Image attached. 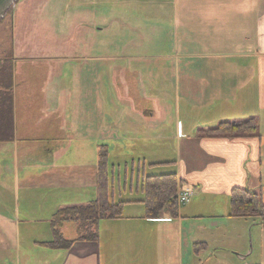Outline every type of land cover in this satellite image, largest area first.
Returning <instances> with one entry per match:
<instances>
[{
	"label": "crops",
	"instance_id": "crops-1",
	"mask_svg": "<svg viewBox=\"0 0 264 264\" xmlns=\"http://www.w3.org/2000/svg\"><path fill=\"white\" fill-rule=\"evenodd\" d=\"M168 1L171 8L166 14L170 16L168 23L174 28V32L170 38V49L164 54V58L171 59L170 62L180 61L184 64L181 67L183 90H179L182 103L173 109L175 119L167 122L166 116L170 108L166 105H140L137 99L132 97V103L125 101L128 102L130 110H133L132 121L126 122L125 118L118 121L115 131L123 136L124 140L131 138L146 143L153 142L158 136L165 134L166 128H174L179 151L175 164H172L176 166V170L170 172L177 174L180 186L191 188L192 196L189 202L194 197L198 199L197 210H178L175 219H170L167 213L158 219H146L141 202L127 203L121 218L100 223L98 238L95 241L79 240L76 236L68 238L73 242L70 248L55 249L40 244L50 241V237L32 241L26 239L27 230H30L32 223L46 222L50 218L32 217L33 211L22 212L18 200L12 214L7 210V204H0L6 209L5 213L0 211V222L5 225L4 231L0 232L1 245H4V250H0V256L4 255V258H0V263L184 264V249L188 252L190 247V242L183 245L181 239L185 235L183 223L186 217L194 215L202 219L207 218L209 225L217 227L225 222L224 219L231 221L230 193L234 188H248L260 193L264 190V0ZM126 12L136 15L140 24L139 10ZM139 24L133 28L138 30ZM38 62L49 64L47 76L41 79L42 85L37 90H33L34 82L28 76L22 80L28 85L22 90V100L26 106L24 111L42 112L40 115L37 113L33 126L38 143L43 145L39 148L36 166H18L14 161V164L11 163L10 167L4 166V169L9 171L16 193H28L32 184H37L38 190L46 191L50 188L56 190L59 187L73 186L84 190L89 188L92 200L96 195V165L92 163L93 139L90 134L92 126L85 118V135H78L74 130V123L77 122L74 120L72 124L67 120L66 114L79 109L77 91L84 93V101H91L93 90L86 82L78 85L75 71L69 73V83L65 82V69L63 70L62 65L64 61L58 56H47ZM40 75L45 76L44 71L37 76ZM239 76H243L244 81L237 86L235 80ZM209 77H217L218 80L226 77L232 83L230 82L225 90H214L208 81ZM191 80H197L196 88L189 87ZM142 93L146 95L144 90H139V95ZM127 94L129 95V90H124L125 98L129 100ZM82 100L80 97L79 101ZM84 108L91 114V103L84 102ZM179 111H182L183 115L178 113ZM156 115L159 118H156ZM178 115L182 118H178ZM222 115L227 116L229 119L225 120L229 121L255 118L256 133L244 136L200 134V129L213 127L215 119ZM106 131L108 129L102 131L100 136L109 140L113 133L111 136L105 135ZM27 139L32 140L33 137ZM78 142L80 144L77 146L73 145ZM10 143H15V140ZM4 144L9 143L0 142V147ZM86 159L90 160L86 161L88 164L79 161ZM135 159L136 164L133 158L130 169L127 163L124 169L119 163L116 165L119 170V177L113 188L116 199H122L132 192L142 195L139 183L143 174H146L145 163L173 161L166 159L147 162V158L139 154H136ZM45 196L41 207L50 202V199L46 201ZM142 198L133 199L140 201ZM51 201L52 204L55 203ZM62 202L64 203H60L59 207L70 204L68 201ZM203 206L205 209L201 210ZM239 220L244 223L248 221L246 218ZM255 222L256 225L261 224L258 220ZM63 227L64 224L60 230ZM158 228L162 229V237L167 234L180 238L181 248L176 263L165 258L157 259L155 248ZM165 228L168 231H165ZM251 229L252 226L250 231ZM62 234L64 235L63 232ZM198 243L200 246H195L194 242L195 250H203L196 252V256L206 253L209 246L206 239ZM249 246L252 249L251 244ZM237 251L239 262L249 263L250 253L243 249L242 243Z\"/></svg>",
	"mask_w": 264,
	"mask_h": 264
},
{
	"label": "rangeland",
	"instance_id": "rangeland-1",
	"mask_svg": "<svg viewBox=\"0 0 264 264\" xmlns=\"http://www.w3.org/2000/svg\"><path fill=\"white\" fill-rule=\"evenodd\" d=\"M170 8L168 0H17L0 21V68L6 62H10L11 94L12 102L15 103L13 104L14 138L8 141L9 144L0 147V204H7V210L12 214L18 200L22 212L33 211L32 217L50 218L46 222L31 224L32 227L27 230L28 241L48 237L51 240L53 230L50 221L54 217V212L60 208L59 204L64 203L62 201H68L69 205L85 204L91 199L92 193L90 194L89 188L84 190L73 186L59 187L56 190L50 188L49 191L38 190L37 184H32L28 193L14 191L13 179L9 171H5L4 166L10 167L14 161L18 166L24 164L36 166L35 160L40 146L43 145L38 143L33 126L37 113L40 115L42 112L23 110L26 106L22 100V90L28 85L22 80L28 76L34 82L33 90H37L42 85L41 79L47 76L49 65L38 60L47 56H58L64 61L62 65L63 70L65 69V74L63 72L65 82L69 83V73L75 71L78 85L86 82L93 90L91 101H84V93L77 91L79 109L66 114L67 120L72 124L74 120L77 122L74 123V130L78 135H85L83 121L85 118L92 126L90 134L93 139V165L98 162L101 145L109 149L110 163L115 165L119 163L122 169L126 163L130 169L133 158L136 164V154L144 155L147 162L166 159L175 161L179 150L174 128H166L165 134L158 136L153 142L146 143L131 138L124 140V137L115 131L118 121L124 118L126 122L132 121L133 110H130L128 102H125L132 103V97L136 98L140 105H166L170 108L166 121L175 119L173 109L182 103L179 90H183L181 67L184 64L180 61L170 62L171 59L164 58V54L170 49V38L174 32V28L172 29L171 24L169 26L168 23L170 16L166 14ZM128 10L140 11V24L136 15L126 12ZM137 24H139L138 30L133 28ZM43 71L45 76H37ZM196 81H189V87L196 88ZM208 81L211 82L214 90H225L228 84L232 83L226 77L219 80L217 77H209ZM243 81V76L235 80L237 86ZM124 90H129V95L127 94L129 100H126ZM139 90H144L146 95L143 93L139 95ZM80 97L83 98L82 102L79 101ZM84 102L91 103V114L84 108ZM178 113L183 115L182 111ZM226 117L225 115L217 117L214 126L220 120L229 119ZM156 118L159 116L156 115ZM178 118L181 119L182 116L178 115ZM105 129H108L105 135L111 136L113 133V137L109 140L100 136ZM26 136L33 139L28 140ZM14 140L15 143H10ZM78 144L80 143L73 145ZM87 160L79 161L88 164ZM145 169L146 175H151L176 170V166L149 167L145 163ZM261 193L264 203V190ZM43 196L46 201L50 199V202L41 207ZM142 196L132 192L124 198L133 199ZM51 200L55 203L52 204ZM197 204L198 199L194 197L191 202L179 206V210L193 212L197 210ZM204 209L203 206L201 210ZM0 211L5 213V207L0 206ZM193 216L186 217L183 223L186 235L181 238L183 245L190 242L188 252L184 249V264H235V262L242 264L243 261L239 262L236 255L241 243L243 249H247L248 254L250 253L247 264H264V228L261 224L256 225L257 218H246L248 221L244 223L239 218L230 217L231 221L224 219L225 222L215 227L209 225L207 218ZM63 224L61 230L67 239L77 236L74 221L69 220ZM4 227L3 222H0V232L4 231ZM164 230L168 231L167 228ZM157 231L155 248L157 259L165 258L176 263L181 248L180 238L177 235L167 234H163L162 237V229L158 228ZM205 239L209 244L207 252L196 256L195 254L203 249L196 251L194 242L200 246L198 242ZM1 244L0 240L2 251L4 245ZM0 258H4V255ZM0 264H4V261Z\"/></svg>",
	"mask_w": 264,
	"mask_h": 264
},
{
	"label": "trees",
	"instance_id": "trees-1",
	"mask_svg": "<svg viewBox=\"0 0 264 264\" xmlns=\"http://www.w3.org/2000/svg\"><path fill=\"white\" fill-rule=\"evenodd\" d=\"M10 62L0 68V142L12 141L14 138V118L12 102V69ZM255 118L249 117L239 121H220L216 126L200 129L208 136H244L256 133ZM110 151L105 145L100 146L96 163V195L85 204L60 207L50 221L53 238L40 244L55 249H67L72 240L67 239L60 227L66 221L76 224L77 239L93 240L98 238V229L102 221L119 219L127 203L141 202L144 205V218L158 219L167 213L170 219L178 216L179 205L177 191L181 185L175 172L146 175L141 177L139 186L142 200L125 199L113 195L115 181L119 177L117 166L110 163ZM174 161L156 162L149 167L172 165ZM230 217L257 218L264 228V203L260 192L248 188H234L230 193ZM197 246V244H195Z\"/></svg>",
	"mask_w": 264,
	"mask_h": 264
},
{
	"label": "built area",
	"instance_id": "built-area-1",
	"mask_svg": "<svg viewBox=\"0 0 264 264\" xmlns=\"http://www.w3.org/2000/svg\"><path fill=\"white\" fill-rule=\"evenodd\" d=\"M191 196H192L191 188L180 186L177 191L178 205H182L189 202Z\"/></svg>",
	"mask_w": 264,
	"mask_h": 264
},
{
	"label": "water",
	"instance_id": "water-1",
	"mask_svg": "<svg viewBox=\"0 0 264 264\" xmlns=\"http://www.w3.org/2000/svg\"><path fill=\"white\" fill-rule=\"evenodd\" d=\"M17 0H0V21L5 17L7 12L15 5Z\"/></svg>",
	"mask_w": 264,
	"mask_h": 264
}]
</instances>
